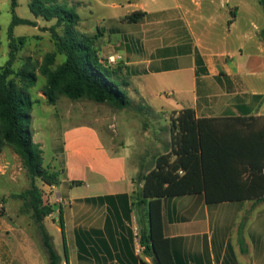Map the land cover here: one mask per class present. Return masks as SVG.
Listing matches in <instances>:
<instances>
[{"label": "crops", "instance_id": "0c3cea01", "mask_svg": "<svg viewBox=\"0 0 264 264\" xmlns=\"http://www.w3.org/2000/svg\"><path fill=\"white\" fill-rule=\"evenodd\" d=\"M174 2L155 9L150 6L145 17L158 11H179L188 42L166 48L167 53L161 56L141 55L125 60L122 66L126 65L133 74L125 79V89L133 102L134 89L142 98L152 100L149 105L154 107L157 102L152 85L163 86L164 77L173 76L171 85L179 88L182 95L169 89L165 94L167 102L158 103L162 108L178 113L193 108L198 117H264L261 8L253 4L256 2L236 0ZM204 13H215L217 18L205 20L209 16ZM243 13L252 18L244 22L240 19ZM217 38L227 46L231 41L241 45L236 52L229 46L217 48ZM195 50L205 60L207 75L197 76ZM184 58L185 67L180 63ZM236 81L245 88L246 96L239 94ZM216 86L221 93L215 99ZM193 94L195 101L190 105L176 102L177 98L190 101ZM61 137L59 146L55 143L53 160L48 162L35 130L33 136L43 149L45 166L60 174L59 183L52 187L60 197L61 210L46 217L45 225L62 256L61 264H158L155 258L136 252L135 235H141L147 226L149 208L148 204L139 205L135 194V179L141 173L136 152L111 146L100 129L90 123L70 127ZM79 188L83 190L78 192ZM12 194H5L0 187V264H50L31 214L21 212L23 201L10 197ZM100 197L105 199L101 201ZM10 201H14L12 210ZM161 208L171 264H264V201L208 205L203 194H193L162 199Z\"/></svg>", "mask_w": 264, "mask_h": 264}, {"label": "trees", "instance_id": "16d2710c", "mask_svg": "<svg viewBox=\"0 0 264 264\" xmlns=\"http://www.w3.org/2000/svg\"><path fill=\"white\" fill-rule=\"evenodd\" d=\"M259 3L264 10V0ZM18 6L19 0H11L12 21L8 31L11 52L6 65L0 67V153L10 147L20 157L31 186L11 197L23 201L22 213L31 214L50 264H61L62 256L45 225L46 217L56 212L55 204L46 202L37 184V179H41L45 185L55 186L60 175L45 166L43 149L33 140L32 113L36 103L28 90L37 85L38 75L34 69L25 67L16 73L21 86L11 78L18 51L14 27L32 24L17 15ZM29 7L35 17L56 20L55 26L64 29L61 36L57 35L55 26L51 33L57 52L65 56V61L57 65L56 52L48 53L40 67L41 75L46 78L44 95L48 105L55 106L65 96L72 101L88 99L115 109L139 112L144 109L135 107L125 89L128 83L120 77L121 68L103 62L96 46L98 36L77 30L81 16L75 7L60 0H32ZM145 15L138 10L126 20L138 23ZM260 37L264 41V29ZM20 43H24L23 39ZM1 44L0 38V47ZM195 57L197 76L207 75L205 60L198 50ZM170 133L171 151L160 155L152 170L138 174L135 179L138 204L149 205L148 224L140 235L144 255L155 258L158 264H171L168 240L163 234L162 199L203 194L208 205L264 201L263 116L198 117L193 108H185L170 117Z\"/></svg>", "mask_w": 264, "mask_h": 264}, {"label": "rangeland", "instance_id": "374dc122", "mask_svg": "<svg viewBox=\"0 0 264 264\" xmlns=\"http://www.w3.org/2000/svg\"><path fill=\"white\" fill-rule=\"evenodd\" d=\"M32 0H19L17 15L23 19H28L32 24H20L14 27V38L18 44V51L13 64L15 74L11 76L17 85L21 86L17 72L25 67L34 69L38 75L37 85L30 88L32 99L35 101L32 119V129L37 136L42 139L45 158L48 162L55 156V143L60 144L61 135L70 127L81 123H90L95 125L102 132L106 141L114 147H127L136 153V162L140 167L141 173L149 172L155 165L156 159L165 153L171 151V133L170 117L177 116V111L162 108L158 103H165L166 95L169 89L175 93H182L179 88L173 87V76L164 77L165 85L158 83L152 85V93L156 95L157 102L154 107L149 105L152 100L142 98L140 93L131 90L134 96L135 107L139 105L144 109L139 112L135 109H115L107 104H98L88 99L72 101L61 96L55 106L48 105L44 95L46 78L41 75L40 67L48 53L56 52V64L65 61V56L57 52L55 39L51 29L55 26L56 20L46 21L43 18H37L30 11ZM66 2L69 6L75 7L81 20L77 30L81 34L91 37L98 36L96 46L100 52L101 58L106 60L110 56H121V59L111 65L113 68H121V79L132 78L131 69H126L127 58L140 57L152 58V56H161L166 54L168 47H176L186 44L188 41L182 27V14L177 10L158 11L155 14L148 13L147 16L138 24L129 25L126 17L135 11L142 10L148 12L151 9L163 7L166 4L174 5L175 0H60ZM242 3H253L259 6L260 12L264 11L259 4V0H236ZM196 10V9H194ZM255 12V17H257ZM207 15L205 20L213 21L217 18L216 14ZM252 18L249 14H240V19L244 22ZM12 21L11 0H0V67H4L10 58V39L9 28ZM57 35H63V26H55ZM23 39V44L20 40ZM216 47L236 52L241 45L231 41L228 46L221 38H217ZM122 57L124 58L122 60ZM186 59L180 63L185 67ZM121 66V67H119ZM136 81V80H135ZM134 85V82H133ZM235 87L242 95L245 88L236 81ZM215 99L220 98L221 90L216 86L213 88ZM246 96V95H242ZM195 94L189 101L186 98H177L176 102L182 105L194 103ZM147 103V104H145ZM151 104V103H150ZM50 122V126L48 125ZM34 125V127H33ZM55 136V137H52ZM59 146V145H58ZM38 186L43 190L46 202L50 204H60V197L55 194V189L45 185L41 179H37ZM31 186V181L27 176L26 170L22 166L20 157L10 147L4 148L0 153V187L5 194L20 193ZM81 192L83 189H77ZM11 197V196H10ZM58 198V199H57ZM52 200V201H50ZM10 209L14 207V201H10ZM53 202V203H52ZM58 205L56 212L60 211ZM3 206L0 205V212ZM35 232L38 234L37 229ZM69 255L71 251L68 250Z\"/></svg>", "mask_w": 264, "mask_h": 264}, {"label": "built area", "instance_id": "2783aa9c", "mask_svg": "<svg viewBox=\"0 0 264 264\" xmlns=\"http://www.w3.org/2000/svg\"><path fill=\"white\" fill-rule=\"evenodd\" d=\"M120 59H121V56L113 55V56L108 57L103 62L106 63L107 65L111 66V65L115 64L117 61H119ZM135 245H136V252L139 255L143 254L145 247L141 243V236L139 234L135 235Z\"/></svg>", "mask_w": 264, "mask_h": 264}, {"label": "water", "instance_id": "95a60500", "mask_svg": "<svg viewBox=\"0 0 264 264\" xmlns=\"http://www.w3.org/2000/svg\"><path fill=\"white\" fill-rule=\"evenodd\" d=\"M57 209H58V205L55 204V205H54V210H57Z\"/></svg>", "mask_w": 264, "mask_h": 264}]
</instances>
